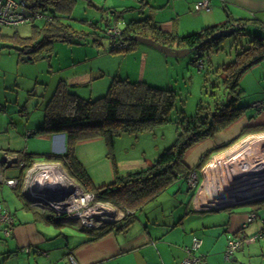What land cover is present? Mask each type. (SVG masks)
Returning <instances> with one entry per match:
<instances>
[{"label":"crops","instance_id":"1","mask_svg":"<svg viewBox=\"0 0 264 264\" xmlns=\"http://www.w3.org/2000/svg\"><path fill=\"white\" fill-rule=\"evenodd\" d=\"M100 1H103V3H100ZM200 1L85 0L90 5V8L94 7L92 9L100 13L99 18L96 16L99 20L94 21L95 23H100L99 21L102 17H108L114 21L118 19L117 25L119 24L122 30L132 21L145 19H150L158 28L177 37L188 36L212 27L219 28L228 21L235 25L237 21L256 19L264 25V0H210L211 10L208 12L195 10V5ZM104 11H109V14ZM44 15L48 16L47 14ZM34 20L38 19L33 18L32 21ZM248 30L254 35L257 33L255 27L249 26ZM19 36L21 35L19 34ZM92 45L97 47L94 44ZM144 48L148 49L149 46L137 43L133 51L126 54L113 53L112 50L107 52L104 50L103 54L111 52V54H121L123 55L122 57L139 55L137 58L143 60V70L139 79H141V82L144 81L152 85L148 80L143 79V75L148 65L146 60L154 53L148 54L144 51ZM52 53L53 47L46 57L51 58ZM22 56L19 54V57ZM160 56L158 59L165 58L164 60L167 61L169 58L161 53ZM37 58L33 57V62ZM72 61L73 64L69 65L68 68H59V73L64 70L76 69L77 65H82V62L75 64V60L72 59ZM51 67L54 69L53 66ZM103 77V74L99 76V78ZM116 77L133 82L129 76L117 74L114 78ZM92 81L91 76L84 70L81 73L77 72L70 76H62L58 83L56 81L53 84L37 82L41 86L36 85L34 90L38 89L42 94L33 104L38 110L44 112V116L43 119L38 120V123L34 124L33 122L31 124L30 120L23 118L29 109L21 108L19 105L14 106L12 99H10V96L17 91V88L21 91V87L10 85L6 76H3V83L2 85L0 84L3 87L0 88V92L5 96L4 100L0 97V115L8 113L12 117L6 123L0 122V161L4 162L8 157L24 162L23 156L25 153L37 155V157L43 154L64 155L66 153L65 134L40 132L45 126L47 107L53 100L59 86H65L81 98L93 99L91 97L93 96L92 94H90L89 98H85L79 95L77 91L81 87L91 86ZM134 82L138 81L135 80ZM111 83L107 86L106 92H108ZM81 93L85 95V92ZM101 95L103 94H97V97ZM39 100L41 101L39 102ZM10 107L13 108L11 112H9ZM17 108H20V111L17 112ZM255 112L253 115H247L245 110L244 115L238 121L217 132L214 137L197 143L187 151L184 159L187 166L195 170L194 174L197 177L195 184L191 185L189 179L179 178L156 200L147 203L137 211V219L133 224L126 229H118L117 227L97 240H93V234L89 233L90 230L81 227L78 220L74 217L57 216L52 214L51 211L33 207L31 200L24 191L10 187L0 181V203H3L15 218V227L11 236L5 237L0 230V264H69L70 256L74 257L80 264H183V261L190 256L187 249L192 248L194 239H198L201 242L199 249L194 253L203 256L201 264H228L232 260L236 262L238 260L243 261L242 257H238V252L244 251L245 245L253 243L251 241L252 237L257 236V240L259 237L264 238V220L259 213L260 209L264 211V199L252 204H241L225 209L210 210L208 207L212 199H215L218 194L216 190L204 187L206 183L205 169L210 159L203 168H200L201 160L205 154L207 155L209 150L206 153L202 150L200 153L204 154L201 155L199 153L196 156V164H194L195 162L193 164L189 162V154L204 142H217L210 149L211 151L238 139L245 129H253L264 125V109L261 111L255 109ZM13 114L18 115L13 116ZM240 126L242 127L239 128ZM21 128L23 129L21 130ZM33 136L42 138L40 141L43 144L35 146L30 151L28 146L30 142L26 138L29 139ZM123 136H127L130 142L133 139H137L136 134L120 135L116 138L113 149H110L102 138L81 141L76 145L75 155L96 187L112 183L115 171L124 175L150 167L163 151L168 148L166 147L162 150L155 148L149 156L146 152H141L139 155L126 159L127 164L120 167L121 162L116 160L113 152L117 140ZM39 142H36V144H39ZM96 143L102 147V151L99 150V155L101 154L100 162L102 163L99 171L92 170L95 165L92 158L96 156ZM26 144L27 147L25 146ZM37 162L49 163L54 167L57 166V172L68 176L69 179L79 184L69 176L62 163L40 159ZM23 170L24 167L15 164L11 167L3 168L2 174L9 179L24 181L27 171L23 172ZM102 173L110 177V180H103L97 183L94 177L98 180ZM208 181L211 183L209 179ZM238 208L249 209L239 211L237 210ZM139 213L140 215H138ZM252 213L256 214V219L248 224L245 230L241 231L244 223H246ZM59 217L63 219L60 222L57 221ZM68 224L76 227L80 232L85 233L86 236L81 237L71 229L62 228ZM236 237L242 240V247L231 258H228L226 256L227 246Z\"/></svg>","mask_w":264,"mask_h":264},{"label":"trees","instance_id":"2","mask_svg":"<svg viewBox=\"0 0 264 264\" xmlns=\"http://www.w3.org/2000/svg\"><path fill=\"white\" fill-rule=\"evenodd\" d=\"M27 2L32 14H47L50 21H42L41 26H33L32 36L21 37L18 33L11 36L2 35L4 43H10L21 55L38 57L42 53H49L55 42L69 45H80L90 39L96 46H101V40L111 42L113 53H128L137 46L135 36L153 39L157 44L173 49H190L203 43L216 32L235 28V34L240 36L250 33L248 27H255L257 33L254 37L240 45L241 50L236 55V60L230 65L219 67L215 74L221 77V85L225 91L226 99L216 96L209 106L200 104L195 119L187 120L183 132L179 133L176 143L164 150L160 157L148 168L130 172L124 175L115 171L114 181L108 185L96 187L86 169L80 164L76 155V145L81 141L97 138L105 140L110 149H113L115 140L120 135L137 134L147 131L159 123L169 121L168 115L175 106L177 93L173 88H157L146 82H131L127 79L114 78L105 96L97 99H84L72 93L65 86H59L53 100L47 107L45 126L40 132L48 134L66 135V153L64 155L43 154L37 157L24 154L25 167L28 171L37 160L54 161L62 163L67 173L75 179L85 191L94 193L98 200L109 202L120 208L125 218L120 223L104 226L100 229L90 230L93 240L107 235L111 230L126 229L137 219L136 212L144 205L156 200L179 178L189 179L195 172L187 166L185 154L197 143L214 137L217 132L227 128L238 121L246 107L239 106L242 96L241 78L253 67L264 60V25L256 19L231 21L221 27H212L201 32L184 37H177L158 28L150 19L132 21L122 31V36L113 40L107 30L116 26L115 21L102 17L100 23H89L91 32L74 29L66 21L71 20L76 0H24ZM109 14V11H104ZM33 20V19H32ZM104 33V35H102ZM224 38L211 40L195 51L196 57L191 61L200 69L206 65L205 53L213 48H218ZM123 43L125 46L119 47ZM194 53V52H193ZM205 75H208L205 74ZM213 88H217L214 84ZM242 135L231 143L223 144L219 149L209 150L201 160L200 168L216 152L230 148L243 138ZM244 135V136H243ZM243 136V137H242ZM207 157V159H205ZM25 171V172H26ZM65 216V215H64ZM62 217L57 221H62ZM15 227V225H14Z\"/></svg>","mask_w":264,"mask_h":264},{"label":"rangeland","instance_id":"3","mask_svg":"<svg viewBox=\"0 0 264 264\" xmlns=\"http://www.w3.org/2000/svg\"><path fill=\"white\" fill-rule=\"evenodd\" d=\"M100 3H103V1H100ZM89 6L90 5L86 3L85 0H76L75 8L71 14V20H67L66 22L71 24L74 29L78 31L91 32L92 27L89 22L92 23L99 20L98 16L100 13L93 10L92 8L94 7L90 8ZM41 20L42 19L31 20L18 27L1 25V34L11 36L18 33L22 37H30L32 36V27L41 26ZM102 35H104V33H102ZM253 37L254 36L250 33H246L242 36L235 34L233 37L224 38L220 42L218 48L210 49L205 53L206 65L204 69H200L197 65L190 62L195 59V52L180 59L169 57L166 61L164 60L165 58L158 59L161 56L160 52L157 50L151 47L148 49L144 48V51L148 54H154L150 55L146 60L148 65L143 79L146 81L148 80V82L157 88H167V86L168 88H173L177 93L175 99L176 103L173 110L168 115L169 121L156 124L150 130L137 132V139H133L131 142L127 136H123L117 140L113 156L118 162H121L120 167L127 164L126 159L139 155L141 152H146L149 156L155 148L162 150L166 147H172L176 143L179 133L183 132L187 120L195 119L198 113L203 112V110L205 111V109L198 111L199 105L201 104L202 107L206 108L215 101V97L211 96L212 93L226 99L225 91L221 85V77L214 72H216L219 67H223V65L228 66L233 63L236 60V55L241 50L240 45L246 46V43ZM91 43L90 39L81 45L75 46L67 45L62 42H55L53 44V55L51 58L46 57L48 53H42L35 62L25 63L21 62V57H19L20 53L15 46L10 43H4L0 39V84L2 85L3 83V76H6L10 85L21 87V91L17 88V91L12 93L10 99H12L14 106L19 105L21 108L25 107L29 109L23 118L28 121L30 120L31 124L33 122L34 124L38 123L39 119H43L44 112L38 110L35 104H33L34 101L39 98L40 94H42L38 89L34 90L36 85L41 86L37 84V82L41 84H53V82L56 81V83H58L62 76H70L85 70L93 81L91 82V86L81 87L77 91L79 95L85 98H89L90 94H92L93 96L91 97L93 99L106 95L107 86H109L112 82L111 80L114 79V76L117 74L129 76L133 82L135 80L141 82L139 76L143 70V60L137 58L139 55L135 54L131 57H122L123 55L121 54H111V52L103 54L104 50L106 52L111 50L110 40L102 39V45L97 47L93 46ZM99 53H101V55H99ZM72 59L75 60V64L82 62V65H77L76 69L64 70L62 73H59V68L65 69L73 64ZM51 66H53L54 69ZM207 73L208 75H205ZM101 74L104 75L103 78H99ZM96 78L98 79L96 80ZM214 84L217 88H213ZM240 85L243 93L239 100V106L247 108V115L255 114V109H258V111L263 110L264 60L259 65L250 69L241 78ZM1 87L3 86H0V88ZM80 91L85 92V95ZM97 94L103 95L97 97ZM4 96L5 95L0 92L2 100H4ZM40 101L41 100H39V102ZM11 111H13V108L10 107L9 112ZM16 111H20V108H17ZM17 115L18 114H13V116ZM11 117V114L8 115V113L0 115V122L6 123ZM241 127L242 126L239 128ZM23 128H21V130ZM244 132L247 134H245V136L243 135L244 137L242 136L243 138L240 140H237L233 146L223 151L216 152L213 157L210 158L205 169V188H211V190L226 188L228 184V179H226L227 172L233 171V173L235 172L238 174L239 171L244 168L240 165V161L251 164L253 158L259 162L264 160V125H260L253 129H245ZM41 139L42 138L39 136H33L29 139L26 138V140L30 142L28 145L30 148L29 150L31 151L35 146L43 144V142L40 141ZM36 142H39V144H36ZM216 143V141H207L199 145L198 148H195L189 154V162H192V164L195 162L194 164H196V156L202 150L206 153V151L214 147ZM25 146L27 147V144ZM95 147L96 156L92 158L93 164L95 165L92 170L99 171V167L102 165L100 162L101 154L99 155V150L102 151V147L98 145V143L95 144ZM216 149H219V147ZM200 154L203 155L204 153ZM250 157L252 159H250ZM212 161H215V163L218 161L222 163L218 167H208ZM208 170H210L211 173H208ZM100 175L98 180L94 177L97 183L103 180H110V177H107L106 174L102 173ZM207 178L211 180V183ZM222 182L224 183L222 184ZM192 184H195V178L192 179L191 185ZM20 189L23 191L22 187ZM246 209L249 208H238L237 210L245 211ZM120 212L125 218V214L122 211ZM259 213L264 220L263 209H260ZM138 215H140V213ZM62 228L71 229L81 237L86 236L85 233L80 232L72 225L68 224ZM244 247V251L238 252V257H242V260H244H238L237 262L232 260L228 264H264V238L259 237L258 240Z\"/></svg>","mask_w":264,"mask_h":264},{"label":"built area","instance_id":"4","mask_svg":"<svg viewBox=\"0 0 264 264\" xmlns=\"http://www.w3.org/2000/svg\"><path fill=\"white\" fill-rule=\"evenodd\" d=\"M194 8L196 11L208 12L211 10V1L201 0ZM33 18L47 21L51 20V18L45 15L37 13L35 15L32 14L27 2L24 0H0V25L18 27L31 21ZM122 32L119 24L107 30V34L110 35L113 40L120 38ZM118 46L124 47L125 44L120 43ZM15 164L20 167H25V162L18 161L16 158L7 157L4 162L0 161V181L13 188L20 189L22 187L24 193L31 200V205L33 207L51 211L52 214L57 216H61L62 213H65L66 216L76 218L79 225L88 230L100 229L107 225L117 224L124 218L120 212L122 211L120 208L109 202L98 200L94 193L85 191L81 185L69 179L68 176L57 172V166L54 167L49 163L35 162L27 171L24 181L9 179L3 176L2 169L11 167ZM242 176L235 172L233 173V171H228L226 174V179H228L227 183L230 184L236 181L235 185L237 189L246 179V177ZM192 177L195 178V182L197 181L196 175L193 174L189 177L190 184L193 179ZM223 183L224 182H222V184ZM215 190L219 194L223 189L216 188ZM255 219L256 214H250L241 231L245 230L248 224ZM14 225V215L3 203H0V230L5 237L11 236ZM255 240H257V236L251 238V241ZM200 244V240L194 239L192 248L187 249L190 256L183 261V264L202 263L203 256L194 254L199 249ZM241 247V239L237 237L232 239L227 246L226 256L231 258ZM26 250L29 252L28 249ZM69 264L80 263H78L74 257L70 256Z\"/></svg>","mask_w":264,"mask_h":264},{"label":"water","instance_id":"5","mask_svg":"<svg viewBox=\"0 0 264 264\" xmlns=\"http://www.w3.org/2000/svg\"><path fill=\"white\" fill-rule=\"evenodd\" d=\"M234 32H235V28L233 27L222 29L216 32L215 34H213L209 39H207L203 43L190 49H185V48L173 49L164 45L157 44L153 39L143 36H135L134 40L137 43L147 45L157 50L166 57L180 59L189 56L197 49H199L203 44H206L211 40L230 37L234 34ZM21 60L32 63L33 57H31L30 55H23L21 57ZM242 177H246V179L245 181L242 182L240 187H237L236 189V185H235L236 181L228 184V186L226 188H223V190L219 192L216 198L212 200L208 208L210 210L225 209V208L233 207L235 205L252 204L254 202H257L258 200L264 199V195L255 196V197L253 195L254 191L258 190L261 187V182L263 180L262 177H264V171L262 170L258 171L257 169H255V171H253L252 173H249L248 175H243ZM64 215L65 213L61 214V216Z\"/></svg>","mask_w":264,"mask_h":264},{"label":"bare ground","instance_id":"6","mask_svg":"<svg viewBox=\"0 0 264 264\" xmlns=\"http://www.w3.org/2000/svg\"><path fill=\"white\" fill-rule=\"evenodd\" d=\"M250 159H252L250 157ZM264 159V158H263ZM249 160V159H248ZM220 161V160H219ZM216 162L215 161H212L208 167H218L221 165L222 162ZM252 163L251 164H248V162L246 163L245 161H240V165L242 166V170L239 171L238 175H248L249 173H252L253 171H255V169H257L258 171L259 170H262L264 171V160L262 162H259L257 160H254V158L252 159ZM208 169V168H207ZM241 172V173H240ZM208 173H211L210 170H208ZM237 174V173H236ZM262 182H261V187L258 189V190H255L254 191V197L255 196H263L264 195V177H262Z\"/></svg>","mask_w":264,"mask_h":264}]
</instances>
